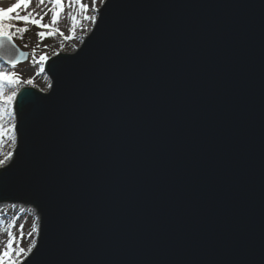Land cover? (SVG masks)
Here are the masks:
<instances>
[{
  "label": "water",
  "instance_id": "obj_1",
  "mask_svg": "<svg viewBox=\"0 0 264 264\" xmlns=\"http://www.w3.org/2000/svg\"><path fill=\"white\" fill-rule=\"evenodd\" d=\"M100 11L15 102L0 203L39 218L33 264H264V0Z\"/></svg>",
  "mask_w": 264,
  "mask_h": 264
},
{
  "label": "rangeland",
  "instance_id": "obj_2",
  "mask_svg": "<svg viewBox=\"0 0 264 264\" xmlns=\"http://www.w3.org/2000/svg\"><path fill=\"white\" fill-rule=\"evenodd\" d=\"M16 2L17 0H0V7L7 8ZM81 2L88 4L91 8L92 0H81ZM68 5L69 0H65V9L61 13L56 25V27L64 33L63 36L57 33L54 37H45L41 39L38 33L48 30L40 29L31 24L26 25L22 22L17 23V27L27 28L28 31L24 33L16 32L13 41L21 50L28 52L29 57L26 61L20 62L15 69H12L6 61L0 59V70L15 71L22 80L31 78L33 80V85L27 86H32L42 92H47L50 78L45 70L46 61L58 53H67L81 46L94 25L90 21L84 19L85 13L80 11L78 4H72L71 7ZM102 5L103 4L97 0V7L101 8ZM50 8L51 4L48 0H45L43 4L39 3V0H31L29 8L20 9V12L22 15L31 12L33 16H36L37 13L43 15L47 12L48 15L45 16L43 22L50 23ZM86 14L97 15V13L91 11ZM73 17L76 18L75 27H73ZM33 51H35V55H33ZM41 55H46L48 59L46 61H40L39 57ZM16 56H18L17 53L11 49L9 44H5L3 57L15 58ZM41 68H43V71H41ZM22 85L24 84L20 86ZM11 90V88H5L4 95L9 94ZM13 123L16 124V118L13 120L7 114L0 119V159L12 153L11 159L7 164L10 163L13 158V152L17 142L16 131L15 135H13V132L9 131L10 125ZM27 206L29 205L14 201L0 203V249L4 248L8 242V225L13 220L16 221V225L12 229L15 237L13 242L14 247H24L27 249L34 239L37 240V234L34 233L32 236L28 235L32 230L33 223L38 226V222L36 215L28 210ZM21 224L25 225L23 230L19 228ZM21 231L23 235H21Z\"/></svg>",
  "mask_w": 264,
  "mask_h": 264
},
{
  "label": "snow or ice",
  "instance_id": "obj_3",
  "mask_svg": "<svg viewBox=\"0 0 264 264\" xmlns=\"http://www.w3.org/2000/svg\"><path fill=\"white\" fill-rule=\"evenodd\" d=\"M44 2L45 0H39V3L41 4ZM48 2L51 4V8L49 9L51 12L50 23L43 22L45 16L48 15L47 12H45L43 15L37 13L36 16H33L31 12H28L25 15L21 14L20 9H28L31 4V0H17V2L12 4L10 7H0V57L4 56V45L12 44L16 32L24 33L28 31L27 28L17 27V23L22 22L26 25L31 24L40 29L48 30L40 31L38 33L41 39L45 37H54L57 35V33H59L61 36L64 35V33L60 31L56 25L61 13L65 9V0H48ZM99 2L101 4L107 5L108 0H99ZM72 4H78L80 11L85 13L84 19L90 21L92 24H96L98 15H101L102 19L100 8L97 7V0H92L91 8L88 4L82 3L81 0H69L68 6L71 7ZM89 11L95 12L97 15H87L86 13ZM73 21V27H75V17H73ZM13 47H15L14 44ZM33 55H35V51H33ZM22 57L26 58L27 53L20 52L18 56L7 59L6 62L11 66L12 69H15L20 63ZM47 59L48 57L46 55H41L39 57L40 61H46ZM41 71H43V68H41ZM21 84L33 85V80L31 78L22 80L15 71L0 70V119H2L5 114H7L11 119L15 120L16 111L14 109V103L17 101L18 96L21 100L22 95L26 93L21 91L19 87ZM5 88H11L12 90L9 94L4 95ZM16 128V124L13 123L10 125L9 131L13 132V135H15ZM11 156L12 153H9L8 156L0 159V168L5 169V171L9 169L6 167V164L11 159ZM15 225V220H13L8 225V242L4 248L0 249V264H25V262L26 264H33L35 253L38 250L37 242L34 239L27 249L24 247H14L13 242L15 237L13 235L12 229L15 227ZM24 227L25 225L23 224L19 226L21 230H23ZM34 233L37 235L40 233V228L35 223H33L32 230L28 233V235L32 236ZM21 235H23L22 231Z\"/></svg>",
  "mask_w": 264,
  "mask_h": 264
},
{
  "label": "bare ground",
  "instance_id": "obj_4",
  "mask_svg": "<svg viewBox=\"0 0 264 264\" xmlns=\"http://www.w3.org/2000/svg\"><path fill=\"white\" fill-rule=\"evenodd\" d=\"M14 107H15V105H14ZM27 208H28V210L32 211L35 214V212L32 210V208L30 206H27ZM36 217H37V215H36Z\"/></svg>",
  "mask_w": 264,
  "mask_h": 264
}]
</instances>
